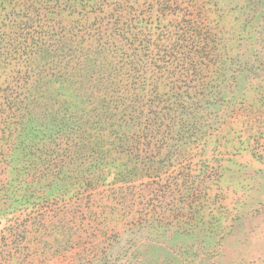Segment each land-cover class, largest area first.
<instances>
[{"label":"trees","instance_id":"1","mask_svg":"<svg viewBox=\"0 0 264 264\" xmlns=\"http://www.w3.org/2000/svg\"><path fill=\"white\" fill-rule=\"evenodd\" d=\"M154 8L151 20L144 11ZM169 16L175 25L165 30ZM211 26L179 0H0V217L11 221L32 197L48 202L45 187L75 186L85 199L100 187L121 190L118 177L129 171L111 153L142 169L184 156L204 135L197 115L217 88L214 67L201 65L212 56ZM146 29L166 34L168 51L153 53ZM65 44L74 48L58 50ZM51 80L61 99L44 96ZM11 227L2 231L11 236Z\"/></svg>","mask_w":264,"mask_h":264},{"label":"rangeland","instance_id":"2","mask_svg":"<svg viewBox=\"0 0 264 264\" xmlns=\"http://www.w3.org/2000/svg\"><path fill=\"white\" fill-rule=\"evenodd\" d=\"M179 2L193 4L196 18L212 25V56L201 65L214 67L217 88L197 115L204 135L177 160L143 169L111 153L113 165L129 171L118 177L121 190L100 187L85 199L75 186L45 187L44 197L56 204L32 197L27 208L6 216L11 221L0 217V264H264V0ZM149 11L144 15L154 20L155 8ZM175 11L178 20L187 17ZM175 21L169 16L165 30ZM162 33L155 30L148 43L160 55L169 49ZM58 83H47L46 98L61 99ZM30 116L40 119L42 109ZM8 224L11 236L2 231Z\"/></svg>","mask_w":264,"mask_h":264}]
</instances>
